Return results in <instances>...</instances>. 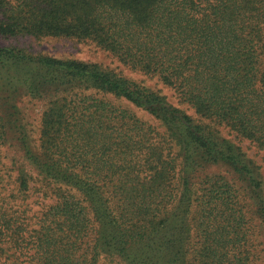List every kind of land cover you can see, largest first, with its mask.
<instances>
[{
    "label": "trees",
    "instance_id": "1",
    "mask_svg": "<svg viewBox=\"0 0 264 264\" xmlns=\"http://www.w3.org/2000/svg\"><path fill=\"white\" fill-rule=\"evenodd\" d=\"M18 35L90 41L264 151V0H0ZM106 94L168 127L179 171ZM22 97L44 104L38 137ZM255 218L264 238L261 169L217 129L113 71L0 45V264H264Z\"/></svg>",
    "mask_w": 264,
    "mask_h": 264
},
{
    "label": "rangeland",
    "instance_id": "2",
    "mask_svg": "<svg viewBox=\"0 0 264 264\" xmlns=\"http://www.w3.org/2000/svg\"><path fill=\"white\" fill-rule=\"evenodd\" d=\"M0 45L20 49L34 57L47 56L60 60H74L81 63L97 65L102 69L113 71L152 91L158 92L160 95L166 96L172 105L189 115L197 123L217 129L223 138L239 146L260 167L264 180V151H259L248 140L238 136L232 129L225 125H218L215 121L197 114L191 105L180 101L175 91L165 85L158 76L133 70L123 62H120L117 57L102 50L90 41L65 37L18 35L14 37L0 36ZM104 96L105 99L114 105L131 111L148 126L154 127L159 132L160 138L167 143V147H170L171 156L175 159L177 170L179 171L181 163L180 146L177 140L172 137L168 127L161 120L156 119L145 110L134 106L125 99L117 98L109 94ZM43 106L44 104L42 102L32 101L27 97H22L18 100V108L25 118L24 123L29 125L28 128L32 131L34 137H38ZM1 151L3 155H13L12 151L7 147L1 149ZM254 224H259L257 218L254 219L253 227ZM263 239L259 226L254 227L251 237L254 246L253 252L260 253L259 255L261 256H263L261 254L263 253V246L260 243Z\"/></svg>",
    "mask_w": 264,
    "mask_h": 264
}]
</instances>
